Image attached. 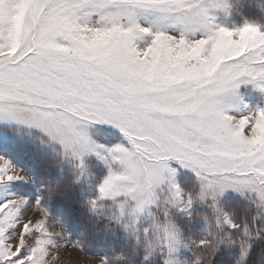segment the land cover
Segmentation results:
<instances>
[{
  "label": "snow or ice",
  "instance_id": "1",
  "mask_svg": "<svg viewBox=\"0 0 264 264\" xmlns=\"http://www.w3.org/2000/svg\"><path fill=\"white\" fill-rule=\"evenodd\" d=\"M178 6V0H0V119L37 125L81 157L102 147L76 131L84 121L118 128L134 147L107 149L125 171L110 170L102 196L126 191L137 169L167 155L197 175L223 169L206 185L215 191L242 184L245 169L264 165V108L237 118L228 114V95L244 76L264 90V72L221 59L228 38L264 33L251 24L238 33L219 28L208 37L211 51L202 52L204 41L191 45L134 19L137 11ZM150 32L141 47L137 41ZM16 178L0 157V180Z\"/></svg>",
  "mask_w": 264,
  "mask_h": 264
},
{
  "label": "rangeland",
  "instance_id": "2",
  "mask_svg": "<svg viewBox=\"0 0 264 264\" xmlns=\"http://www.w3.org/2000/svg\"><path fill=\"white\" fill-rule=\"evenodd\" d=\"M178 5L170 12L137 11L134 19L151 32L163 31L191 45L204 41L202 52L211 51L214 42L208 37L219 28L238 33L251 24L264 33L263 16L258 18L261 21L239 16L241 0H178ZM96 19L93 17L92 22ZM151 32L137 41L141 47L152 38ZM228 39L231 42L222 53L221 63L239 65L253 74L264 72V35L249 33L241 40L237 34ZM250 79L241 77L238 87L228 95L229 115L239 118L264 108V90L244 82ZM81 130L102 146L98 152L73 155L71 148L37 125L0 119V157L18 175L11 181L0 180V264H117L131 256L139 257L141 263H246L253 244L264 232L260 230L253 237L230 211L228 200L237 198L252 204L262 220L264 165L248 167V179L219 192L206 185L223 169H208L197 175L192 167L167 155L137 169L135 179L123 184L126 191L102 196L100 185L110 170L125 171L107 149L116 144L130 150L134 146L118 128L106 123L84 121L82 129L76 131ZM23 144L42 152L51 160V167L59 170L55 173L61 176L53 174L50 179L78 182L79 202L99 221L91 237L75 239L67 223L54 215L52 187L39 182L38 175L10 153V146ZM18 252L22 255L16 260Z\"/></svg>",
  "mask_w": 264,
  "mask_h": 264
},
{
  "label": "trees",
  "instance_id": "3",
  "mask_svg": "<svg viewBox=\"0 0 264 264\" xmlns=\"http://www.w3.org/2000/svg\"><path fill=\"white\" fill-rule=\"evenodd\" d=\"M239 16L242 20H260L261 16L264 17V0H241V5L238 7ZM261 21V20H260ZM13 149H17L13 151ZM10 153L18 161L23 162L33 172L38 175L39 182H48L52 187L53 194L56 197V202L53 203L52 211L54 215L58 216L68 225V229L72 236L79 239L81 236L91 237L96 230L99 221L90 216L88 211L83 208L79 202L81 197V190L78 182L72 179L58 180L50 179L53 174L59 176V170L51 167V160L42 154V152L34 151L27 144L10 146ZM15 152V153H14ZM50 171H47V170ZM58 170L56 173L55 171ZM61 176V175H60ZM54 188V189H53ZM57 188V189H56ZM61 188V189H59ZM230 211L234 214L235 218L241 225L247 226L251 230L253 237H256L258 231L264 232V218H258L257 209L252 204L245 200L230 198L228 200ZM259 235V234H258ZM259 239L255 241L252 246L250 255L245 264H264V240ZM261 240V241H260ZM117 264H160L157 263H141L140 258L128 257L117 262ZM215 264H229L225 260L219 263L216 260Z\"/></svg>",
  "mask_w": 264,
  "mask_h": 264
}]
</instances>
